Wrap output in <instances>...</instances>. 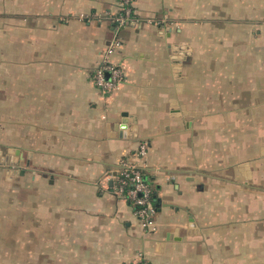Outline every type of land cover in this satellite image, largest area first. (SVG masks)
<instances>
[{
	"label": "crops",
	"instance_id": "1",
	"mask_svg": "<svg viewBox=\"0 0 264 264\" xmlns=\"http://www.w3.org/2000/svg\"><path fill=\"white\" fill-rule=\"evenodd\" d=\"M119 6L0 0V264H264V0H135L107 96ZM131 162L154 229L102 183Z\"/></svg>",
	"mask_w": 264,
	"mask_h": 264
},
{
	"label": "built area",
	"instance_id": "2",
	"mask_svg": "<svg viewBox=\"0 0 264 264\" xmlns=\"http://www.w3.org/2000/svg\"><path fill=\"white\" fill-rule=\"evenodd\" d=\"M135 0H120L119 12L112 19L115 35L102 53V63L95 71L94 84L107 96L115 94L126 82L124 67L115 61V55L122 47L119 31L126 28H136L141 23L135 13ZM148 153V145L140 144L136 157L144 159ZM144 172L138 164L127 163L123 169L105 172L102 183L112 184L114 193L130 202L135 214L145 229H154L156 210L153 204V188L144 179ZM135 264H144L141 262Z\"/></svg>",
	"mask_w": 264,
	"mask_h": 264
},
{
	"label": "rangeland",
	"instance_id": "3",
	"mask_svg": "<svg viewBox=\"0 0 264 264\" xmlns=\"http://www.w3.org/2000/svg\"><path fill=\"white\" fill-rule=\"evenodd\" d=\"M135 164H137V163H135ZM13 252H14V248L12 246V243H10V246L6 245L7 256L5 258V261H3V259H1L3 261V264H28V259H26L25 257H22V258L15 257L14 258Z\"/></svg>",
	"mask_w": 264,
	"mask_h": 264
},
{
	"label": "trees",
	"instance_id": "4",
	"mask_svg": "<svg viewBox=\"0 0 264 264\" xmlns=\"http://www.w3.org/2000/svg\"><path fill=\"white\" fill-rule=\"evenodd\" d=\"M144 179L146 180L145 176H144ZM146 182H148V181L146 180ZM148 183H149V182H148ZM154 199H155V198H154V194H153V203H154Z\"/></svg>",
	"mask_w": 264,
	"mask_h": 264
},
{
	"label": "water",
	"instance_id": "5",
	"mask_svg": "<svg viewBox=\"0 0 264 264\" xmlns=\"http://www.w3.org/2000/svg\"><path fill=\"white\" fill-rule=\"evenodd\" d=\"M264 152V151H263ZM8 162V161H7ZM10 164V163H9Z\"/></svg>",
	"mask_w": 264,
	"mask_h": 264
}]
</instances>
